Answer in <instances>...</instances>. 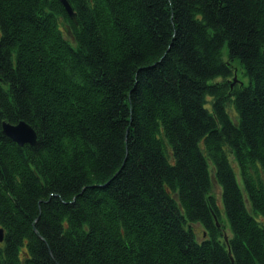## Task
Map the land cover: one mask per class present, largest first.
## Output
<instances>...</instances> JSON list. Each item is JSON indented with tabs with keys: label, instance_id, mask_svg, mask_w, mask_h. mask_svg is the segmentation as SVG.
<instances>
[{
	"label": "trees",
	"instance_id": "1",
	"mask_svg": "<svg viewBox=\"0 0 264 264\" xmlns=\"http://www.w3.org/2000/svg\"><path fill=\"white\" fill-rule=\"evenodd\" d=\"M68 1L0 0V264H264V0Z\"/></svg>",
	"mask_w": 264,
	"mask_h": 264
},
{
	"label": "water",
	"instance_id": "2",
	"mask_svg": "<svg viewBox=\"0 0 264 264\" xmlns=\"http://www.w3.org/2000/svg\"><path fill=\"white\" fill-rule=\"evenodd\" d=\"M67 9L68 13L74 17V11L68 0H61ZM4 132L20 145L29 143L35 145L37 143V132L35 128L25 120L18 123H11L3 121L2 123ZM3 240V228H0V241Z\"/></svg>",
	"mask_w": 264,
	"mask_h": 264
},
{
	"label": "rangeland",
	"instance_id": "3",
	"mask_svg": "<svg viewBox=\"0 0 264 264\" xmlns=\"http://www.w3.org/2000/svg\"><path fill=\"white\" fill-rule=\"evenodd\" d=\"M224 58L226 60H229L228 59V56H227V49L225 48V51H224ZM234 65H235V69H236V76L234 77L235 80H236V83H242L244 84L245 82H247V78L246 76L244 75V72L243 70L241 69V67L239 66V64L237 62H233ZM220 187L218 185H216V189L218 190ZM225 218L223 219L224 222H226L228 224V227H227V230L229 231V227H230V224H229V221L226 217V215H224ZM192 226L194 227V229L196 230L197 232V235L199 236V239H202L204 237V231H203V227L198 224V223H193Z\"/></svg>",
	"mask_w": 264,
	"mask_h": 264
}]
</instances>
